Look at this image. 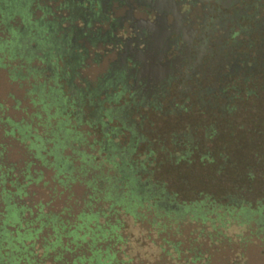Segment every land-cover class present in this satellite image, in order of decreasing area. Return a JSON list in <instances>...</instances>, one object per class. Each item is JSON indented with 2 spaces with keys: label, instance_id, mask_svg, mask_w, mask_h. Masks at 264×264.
Instances as JSON below:
<instances>
[{
  "label": "flooded vegetation",
  "instance_id": "obj_1",
  "mask_svg": "<svg viewBox=\"0 0 264 264\" xmlns=\"http://www.w3.org/2000/svg\"><path fill=\"white\" fill-rule=\"evenodd\" d=\"M29 3L45 59L62 62L104 150L129 156L134 169L142 172L157 151L221 168L237 153V131L264 137V0H14L13 7L22 12Z\"/></svg>",
  "mask_w": 264,
  "mask_h": 264
},
{
  "label": "trees",
  "instance_id": "obj_2",
  "mask_svg": "<svg viewBox=\"0 0 264 264\" xmlns=\"http://www.w3.org/2000/svg\"><path fill=\"white\" fill-rule=\"evenodd\" d=\"M15 12L0 6V32H6L0 36V55L19 61L9 77L30 74L35 79L39 71L30 62L45 59L37 56L32 43L43 51L47 43L42 34L36 37L28 12L22 13L27 15L22 30L9 24ZM42 79L48 80L44 75ZM37 86L30 89L35 93L30 102L39 108L28 121L14 120L0 104L1 138H8L0 141V264H131L123 249L127 218L144 222L154 238L159 235L150 243L167 260L160 264H264V195L253 203L232 195L223 201L209 195L177 201L176 193L155 181L146 166L138 171L129 156L111 147L104 150L102 139L88 140L99 126L94 120L86 121L82 130L81 117L73 114L68 129L58 113L65 103L53 109L50 93ZM78 110L75 115H80ZM9 145L18 147L17 158L6 154ZM43 169L50 170L46 179ZM74 183L81 185L79 194L72 191ZM31 185L45 187L47 200L33 198ZM56 197L62 201L52 209L49 204Z\"/></svg>",
  "mask_w": 264,
  "mask_h": 264
},
{
  "label": "rangeland",
  "instance_id": "obj_3",
  "mask_svg": "<svg viewBox=\"0 0 264 264\" xmlns=\"http://www.w3.org/2000/svg\"><path fill=\"white\" fill-rule=\"evenodd\" d=\"M0 2V6L4 7L6 10L9 8V6L14 11L17 10V8L14 9L13 7L14 0H0ZM31 9L32 7L30 3L27 7L25 5L22 7L23 13L28 12V15L30 14L29 20H31V16H33L29 12ZM20 12H15V14L7 20L13 27H15L17 24H19L20 26L22 25ZM25 18H27V15L24 16V19ZM7 28H9V26H7ZM5 33L6 32H4V34ZM4 34L0 32L1 38L4 37ZM41 51V48H39L38 51L36 50V53L41 55ZM0 56L2 57L3 61V64H0L1 111L5 110V114L9 115L14 120H20L21 118H23L25 121H28L30 116L29 114L32 113L35 107L34 106L32 108V105L29 102L30 89L32 85L34 86V84L36 85L40 82V80L42 79L41 76L48 72V68L44 70V68L46 67L44 62H41L37 59H32L30 65L38 69L40 73L39 77L32 79L30 77V74H24L22 79H12L11 77H9V70L13 66L18 65L19 61L17 59H10L9 57H6V55ZM55 65L58 69H60V65H62V62L57 60L55 62ZM60 81H63L62 78L60 79ZM37 88L35 89H43L41 88V86H37ZM64 89H66V87H64ZM45 90L46 88L44 87V91ZM66 94L70 95L69 91H67ZM15 105L16 107H14ZM73 105L76 104L71 103V101H69V98L66 99L64 110H61L59 114L66 115L68 114V112H70L69 114L71 116L73 114L75 117L80 116L82 123L79 129H87L85 122H89L91 120L87 119L90 117L87 114L88 111L86 113L80 112V115H75L74 112L78 110V107H76L77 105ZM41 117H43V115ZM70 120L71 118L69 119V121ZM33 121H35V119H33ZM110 125H115V122H110ZM41 128L42 127L40 125L38 127V131ZM98 131V129L93 130L94 133H89L87 139L90 140L92 137L99 138L100 134ZM239 133L240 131H237L235 133V135L239 137L235 140L236 146L234 152H237L240 155L236 153L230 156L227 164L221 168L217 166L215 161L201 162L198 161L196 157L191 158V161L186 163L175 162L173 156L170 157L161 155L160 151H157V154L154 156H149L146 159L148 161L144 164H146V167L151 171L152 178L155 181L163 182L167 191L176 193L175 199L177 201L184 200L185 202H187L198 200L204 195H209L211 198L223 201L226 196L232 195L237 198H244L253 203L255 200L261 198V196L264 195V137L258 136L257 138H254L253 132H251L252 134L246 132V136H243ZM1 135L2 134L0 132V139H2L0 141L7 142L8 138H1ZM120 139H123V141H127L125 140L126 133L120 135ZM151 148L154 149L155 146L153 145L151 146ZM17 150V146L9 145L7 146L6 154H9L8 156L11 159H15L18 156ZM68 152V149H64V153ZM139 160L140 159L136 157V161L138 162ZM217 160L218 158L216 157V162ZM43 170L46 179L50 174V170ZM144 178L145 175H140L141 180H143ZM50 184L51 183L49 182L48 185ZM33 186H30V189L35 190V196L32 197H40L43 200H47L48 192L46 188L39 187L40 185H36L35 187ZM80 186L81 185H79L78 183H74L71 187L72 191L75 194H79L81 191ZM61 201L62 198L56 197L51 199L49 205L52 207V209H56L57 205L60 204ZM123 227L124 228L122 229V234L126 235L128 239V243L124 245L123 249L125 252V258H130L131 264H160L164 260L167 261L165 257L160 256L157 248L150 243V238L153 239L154 242H157L159 239V235L154 238V234L147 233L144 222L141 224L135 223L131 221V219L127 218L124 221Z\"/></svg>",
  "mask_w": 264,
  "mask_h": 264
},
{
  "label": "crops",
  "instance_id": "obj_4",
  "mask_svg": "<svg viewBox=\"0 0 264 264\" xmlns=\"http://www.w3.org/2000/svg\"><path fill=\"white\" fill-rule=\"evenodd\" d=\"M33 21V20H32ZM35 47H36V50L38 51L39 50V46L37 47V45L39 44H35V43H32ZM45 51H41V55L37 54V56H41L42 58L45 59V54H44ZM37 60H39V58H37ZM57 61V60H56ZM42 62V61H41ZM45 64L47 65L46 68H48V72H46V74H44L48 80L45 82L44 79H41L40 82L36 85H41V87L44 89V87L46 88V92H49L50 93V99H51V102L53 103L51 106L53 107V109L55 108V106L57 104H61V105H64V103L66 102V99L69 98V101L73 100L75 101V104L79 107V109L81 110L82 109V106H80L79 104H77V99H78V96H77V91L75 90H69L67 84H66V81H65V76L63 75L62 73V69L60 67V69H58L55 65V63L53 64L50 59L47 60L45 59L44 60ZM52 63V64H51ZM40 75V73H39ZM38 75V77H39ZM43 76V75H42ZM41 76V78H42ZM62 78V82L60 81V79ZM43 81L45 83H43ZM33 86V85H32ZM34 87V86H33ZM64 87H66V89H64ZM35 89V88H34ZM55 90V91H54ZM36 91V90H35ZM69 91L70 95H67L66 92ZM31 94V93H30ZM35 93H32L31 95H29V102L30 100L34 97ZM59 100V101H58ZM60 100H63L61 103H60ZM58 101V102H57ZM17 103V102H16ZM30 104L32 105V108L34 106V108H36V110L39 108V105L38 103L37 104H34L32 103V101L30 102ZM58 106V105H57ZM56 106V107H57ZM85 109V108H84ZM34 110V109H33ZM58 110V109H57ZM40 111V110H39ZM54 112V111H53ZM59 113V112H58ZM70 113V112H69ZM66 114V115H61L63 116L64 118L62 119L63 121H68L67 123V128L71 130V127H72V124L73 123H70V122H74V120H72L73 118V115L71 116L70 114ZM71 116V117H70ZM71 118V120L69 121V119ZM23 119V118H21ZM35 121H39V119L37 120V118H34ZM17 121H20V120H17ZM23 121H25L23 119Z\"/></svg>",
  "mask_w": 264,
  "mask_h": 264
}]
</instances>
